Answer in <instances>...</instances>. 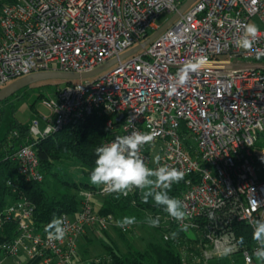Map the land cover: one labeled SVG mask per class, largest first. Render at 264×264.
I'll return each mask as SVG.
<instances>
[{
  "label": "built area",
  "instance_id": "2783aa9c",
  "mask_svg": "<svg viewBox=\"0 0 264 264\" xmlns=\"http://www.w3.org/2000/svg\"><path fill=\"white\" fill-rule=\"evenodd\" d=\"M185 1L0 0V88L32 73H83L118 58L95 78L56 87L44 97L50 114L43 116V128L34 119L30 134L45 138L93 115L106 117L104 145L134 130L154 133L140 154L150 168L158 167L153 159L159 155L160 165L184 171L179 200L189 215L181 222L157 207L148 212V223L159 217L155 228L185 264H208L223 257L218 240L236 243L242 237L239 224L254 231L252 221L264 218V57L255 55L264 50V0H197L149 44L120 58ZM164 13L169 16L159 23ZM255 17L262 28L253 50L236 47L238 25ZM198 56L207 58L206 70L168 95L167 85L184 62ZM244 58L251 61L244 64ZM34 145H22L9 157L25 179L42 181ZM103 187L79 189L82 208L62 214L60 239L38 228L30 199L8 198L0 228L8 222H16V228L12 239L0 242V253L75 264L82 261L78 243L88 233L101 237L117 226L131 238L140 237L139 223L121 227L113 214L100 212L94 195L114 194ZM137 194L141 190L133 189L127 196ZM257 247L255 241L250 247L244 243L228 256L240 254L244 264H261Z\"/></svg>",
  "mask_w": 264,
  "mask_h": 264
},
{
  "label": "trees",
  "instance_id": "16d2710c",
  "mask_svg": "<svg viewBox=\"0 0 264 264\" xmlns=\"http://www.w3.org/2000/svg\"><path fill=\"white\" fill-rule=\"evenodd\" d=\"M44 96L45 93H39ZM10 98V97H9ZM7 100V99H6ZM4 102V101H3ZM0 103L1 104L3 103ZM12 111H15L13 106ZM3 112L1 111L0 123ZM106 117L93 115L77 123L58 130L45 138L34 139L29 130V123L24 124L16 119L15 112L9 127L0 138V211L4 208L8 198L25 196L35 205V218L38 228L44 233L49 232V225L54 218L60 219L62 214H75L82 208V200L78 194L80 188H94L95 185L84 182L81 187L70 176L61 177L55 172L54 164L58 161L75 160L88 168L94 169L96 148L104 145L108 136L105 130ZM35 143L34 147L40 159V165L45 175L42 181L27 180L18 171V162L11 157L14 151L25 144ZM51 175L55 178L56 186L53 192L44 186L45 178ZM11 181L12 184H9ZM182 181L173 183L168 192L170 197L179 199ZM161 207L152 197L148 202L142 200V193L135 196H122L114 193L105 196L101 203V213H111L117 221L125 218H135V222L148 224V212ZM240 234L244 238L245 247H250L253 230L244 223L239 224ZM16 222H8L0 228V242L8 241L15 234ZM119 235L127 245L122 251L117 242L111 238L104 242L107 253L98 255L90 260L75 264H185L177 248L171 242L164 240H150L140 247L134 238L123 233L118 228ZM109 234L108 231H104ZM87 242L92 240L90 233L86 234ZM3 256L0 253V257ZM208 264H244L240 254L223 256L209 261Z\"/></svg>",
  "mask_w": 264,
  "mask_h": 264
},
{
  "label": "clouds",
  "instance_id": "9594fccd",
  "mask_svg": "<svg viewBox=\"0 0 264 264\" xmlns=\"http://www.w3.org/2000/svg\"><path fill=\"white\" fill-rule=\"evenodd\" d=\"M241 35L234 41L236 47L246 51L253 50L257 41L260 29L257 25L243 23L238 25ZM256 59L264 57V50H255ZM207 58L198 56L184 62L183 66L175 74V77L167 85V94H178V89L185 87L192 74H199L207 68ZM154 133L132 131L125 136H117L111 143L96 148L95 167L91 172L90 181L93 185H103V190L110 193L127 196L133 189H139L142 193L144 203L152 197L156 204L165 206V211L175 220L183 221L189 215L185 211L186 204L179 199L170 197L168 192L172 184L184 179L185 173L175 167L160 165L161 157L156 155L153 162L158 165L150 168L146 165L140 154L143 145L152 142ZM209 219L214 220V213H209ZM135 222V218H125L123 227L126 224ZM151 226L159 225V217L149 221ZM254 231L252 239L257 243L255 257L261 264H264V218L252 221ZM187 225L182 226V230ZM65 234L63 220L54 218L49 225V238L60 239ZM175 235V234H174ZM244 244V238L240 237L236 243L225 237L223 242L217 241V252L222 256L231 255L236 251L238 245Z\"/></svg>",
  "mask_w": 264,
  "mask_h": 264
},
{
  "label": "rangeland",
  "instance_id": "374dc122",
  "mask_svg": "<svg viewBox=\"0 0 264 264\" xmlns=\"http://www.w3.org/2000/svg\"><path fill=\"white\" fill-rule=\"evenodd\" d=\"M168 16V13L162 14L158 18V22L163 23ZM250 23L262 28V24L258 21L257 17L253 18ZM250 61L251 59L244 58L242 62L247 64ZM96 76L98 75H95L92 78H95ZM83 80L84 78L67 79L64 77H52L32 83L31 85L19 90L10 98L5 100L0 106L1 111L3 112L0 123V138L3 137L9 127L14 112L16 119L24 124H30L34 119H39L40 125L43 128L45 126L43 116L50 114V109L43 103V98L52 94L56 87H64L70 82L80 83ZM42 91L45 93L43 97L39 95ZM13 106L15 107L14 112L12 111ZM54 165L53 169L58 176H70V178L76 181L81 187L84 186V182L93 185L90 181L91 170L80 164L78 161L67 159L65 161H58ZM44 186L48 189V191L53 192L56 186L55 178L51 175H47ZM96 186L97 185H95V187ZM103 198L104 197H101L100 195H94L93 197L94 200L98 201L99 205L103 202ZM139 227L142 231V235L135 240L140 247H143L150 240H162L161 230L156 229L149 223L139 225ZM108 232L109 234H105L103 231L101 237L90 234L92 238V240H88V243L90 244H84L82 240L78 243L80 255H82V261L80 262L90 260L98 255H105L107 253V248L104 242H110L111 238L117 242L122 251L127 250V245L121 239L117 226H112ZM5 262L6 264H13L15 261L12 260V257H7Z\"/></svg>",
  "mask_w": 264,
  "mask_h": 264
},
{
  "label": "water",
  "instance_id": "95a60500",
  "mask_svg": "<svg viewBox=\"0 0 264 264\" xmlns=\"http://www.w3.org/2000/svg\"><path fill=\"white\" fill-rule=\"evenodd\" d=\"M195 1L197 0H186L178 9V11L172 15L165 23L161 25L159 29H157L152 35H150L146 40H144L141 44L136 45L135 47L129 49L124 52L120 58H124L138 50L141 49L142 46L149 44L155 37H157L162 31H164L176 18L179 17L181 13H184ZM118 61V58H114L105 64L95 68L94 70L83 72V73H71V72H59V71H50V72H37L32 73L14 81L8 83L4 87L0 88V103L17 93L22 88L31 85L32 83L45 80L52 77H64L67 79L74 78H87L91 76H95L96 74L102 72L106 68L112 66Z\"/></svg>",
  "mask_w": 264,
  "mask_h": 264
},
{
  "label": "crops",
  "instance_id": "0c3cea01",
  "mask_svg": "<svg viewBox=\"0 0 264 264\" xmlns=\"http://www.w3.org/2000/svg\"><path fill=\"white\" fill-rule=\"evenodd\" d=\"M82 242H84V244H90L87 242L86 237H84L82 239ZM7 257H11V256H1L0 257V264H6V260ZM12 260H14L15 262H13V264H44L38 257H29L27 255H19L17 257H12Z\"/></svg>",
  "mask_w": 264,
  "mask_h": 264
}]
</instances>
